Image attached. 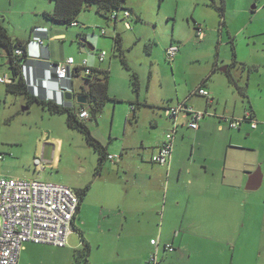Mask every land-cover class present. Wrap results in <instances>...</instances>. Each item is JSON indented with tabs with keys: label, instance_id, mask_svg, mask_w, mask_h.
Returning <instances> with one entry per match:
<instances>
[{
	"label": "rangeland",
	"instance_id": "374dc122",
	"mask_svg": "<svg viewBox=\"0 0 264 264\" xmlns=\"http://www.w3.org/2000/svg\"><path fill=\"white\" fill-rule=\"evenodd\" d=\"M209 3L210 0H125L124 7L132 5L140 16L139 20L130 19L129 28L123 20L118 22L123 55L129 66L126 68L121 56L113 52L115 29L95 12L94 6L80 12L77 25H65L52 23L45 15L53 10L54 0H0V23L12 37L28 40L34 27L43 26L49 35L62 34L45 40V46L51 47L56 57L65 60L70 55L75 64L85 59L87 67L108 70V91L115 99L108 100L95 119L87 120V125L92 136L107 146L108 153L121 157L119 162L105 160L100 169L99 153L84 134L67 125L65 113H52L35 102L27 105L24 95L9 93L5 84L0 83V176L39 179L75 191L85 189L67 244L60 247L26 243L21 264H117L113 253H148L147 242L115 234L134 207L147 213L144 216L139 212L137 218L149 217V230L164 228L169 235L179 231L186 206L184 187L179 191L172 187L176 184L172 181L168 191H147V179L139 178L161 168L147 160L148 150L140 146V140L156 136L160 121H168L163 107L169 98L175 101L177 95L186 97L195 88L189 86L196 80L197 60L207 49L206 43L217 38L220 25L217 9ZM243 6L251 17L250 27L264 29V0H225L226 26L233 30L244 22ZM195 23L209 34L204 45L194 35ZM100 28L106 29V35L100 33ZM224 36L228 38L226 32ZM241 37L239 34V40ZM170 44L178 46L173 61L166 57ZM102 50L106 55L100 62L98 53ZM261 70L264 80V68ZM4 72L11 74V67L7 59L0 57V75ZM133 73L139 82L137 90L133 88ZM220 77L226 81L224 76ZM84 78L81 68L73 78V90L86 87ZM72 95L74 101L77 93ZM137 98L140 104L132 116L130 103L135 104ZM150 118L158 120V128L151 125ZM240 128L246 131L234 128L237 139L228 149L234 162L233 168L229 163L228 170L259 168L264 173V123L251 129L248 122H243ZM184 130L185 137H193L192 130ZM44 145L50 146L49 156L41 152ZM247 193L245 201L251 209L242 235H181L182 246L177 237L176 249L166 252L168 256L181 248L180 253H191L181 256L182 264H197L201 258L210 257L198 253L233 252L244 253L242 262L264 264V184ZM168 240L170 243L171 238ZM210 259L215 260L214 256Z\"/></svg>",
	"mask_w": 264,
	"mask_h": 264
},
{
	"label": "crops",
	"instance_id": "0c3cea01",
	"mask_svg": "<svg viewBox=\"0 0 264 264\" xmlns=\"http://www.w3.org/2000/svg\"><path fill=\"white\" fill-rule=\"evenodd\" d=\"M209 4L214 8L223 4L224 11L223 17L219 15L220 25L218 28V36L210 40L208 45L206 42L209 39V34L203 30L201 25L197 23L194 25L195 37L201 40L203 45L206 43L207 46V49L201 53L202 55L197 60L196 80L189 86V88L194 86L195 88L190 92L188 91L189 93L186 97L181 98L177 95L175 101L171 100L172 97L169 98V102L163 107L185 103V105L192 109L206 111L208 114L199 120L196 129H190L186 125L189 115L184 111L179 112L175 119H168L167 122L160 119V127L157 119L150 118L152 121L151 125L155 128L159 127L160 132H157L153 138L140 140V146L148 150L149 157L147 160L151 162L149 159L151 153L163 141L165 133L172 129L174 122L176 123L169 167L159 165L161 170L149 172L139 179H147L145 181V187L148 188L147 191H160L162 188L168 191L172 181L176 183L172 187H176L179 191L184 187L185 192L183 195L186 197V206L185 212L182 215L183 217L179 221L180 229L179 231L174 230L170 232V235L168 230L164 228H160L159 230L150 228L149 230V217L146 216L143 220L137 218L139 212L144 213L145 216L147 214H145V210L143 211L140 207L130 208L129 210L131 211L128 212V217H126L125 222L117 229L118 232L115 234L118 236L125 234L137 237L147 242V248L149 250L147 251L148 253H113V259L114 261L117 260V264H152L149 259L151 253L155 250V246L158 252L155 264H175V261L176 264L178 261L182 264L181 256L184 254L190 256L191 253H180L182 252L181 248L176 253H169V256L166 253L173 252L176 249L174 247V241L177 237L180 238V246H182L183 236L193 232L212 236H220L229 232L233 235H242L248 222L245 218L251 209L250 204L245 201L248 198L247 192L256 190L264 184V173H261V171L259 186L255 189H248L246 188L248 177L254 171L241 170L237 172L233 169L228 170L229 163L232 167V163L234 162L233 155H230L228 151L230 143H234V140L237 139L234 130L246 131V129L240 128L241 125L235 129L231 128L229 126L231 119L241 117L246 110H250L257 120V126L255 128H252L248 122L251 129H257L259 122L264 123V80L261 79V68H264V37L262 39L260 38V35L264 36V29L250 27L251 17L247 15L249 14L248 9L243 6L244 22L231 30L225 23V0H221L220 3L218 0H210ZM125 7L129 9L131 13L130 17L124 18L120 12L116 19L106 20V22H111L109 23L112 24L113 29L118 33L119 30L117 27L119 20H123L125 26L126 21L130 24L131 18H134V20L140 19V16L136 15L132 5ZM196 27L202 29V37L197 36ZM41 28L45 27L41 26ZM223 29H225L228 36L227 39L224 36L225 32ZM239 34H242L241 40L238 38ZM61 36L62 34L56 33L49 35L48 29L46 28L42 31H36L34 28L28 40H23L27 42V52L30 58H28L26 65L29 67L27 72L32 82L36 85H41V87L44 86L45 95L48 97L54 96L59 102L63 100V94L58 91L57 84L49 80L48 69L50 62L63 61L64 59L63 57H56L53 54L52 48L45 46V40ZM36 37L41 39V42L37 40L32 43ZM214 44L216 45L215 48H213ZM0 57L7 59L5 51L0 50ZM67 57L72 56L68 55ZM83 61H85L84 66L87 67L88 60L84 59ZM82 62L75 64L74 61L75 67L83 66ZM227 73L242 89L244 94H241L229 81ZM3 74L11 76L7 72ZM219 74L224 76L226 79L225 82L222 81L221 75ZM75 76H70L68 80L62 81V85L67 86V88L72 87ZM198 86H202L209 91L208 98L194 93V90ZM251 89L256 90L251 93ZM34 90H36V87ZM136 100L139 99L137 98ZM75 103L78 102L76 100L71 101V104ZM149 104L154 105L153 102ZM184 128L192 130V138L184 136V132H186ZM145 143L146 145H144ZM122 150H120V153H123ZM41 152L43 155L49 156L50 146L44 145L41 148ZM108 155L115 154L108 153ZM116 156L113 159L107 157L106 160L119 162L121 157L120 155ZM134 179H136L135 176ZM80 208L81 203L72 220L71 230L74 229L75 218ZM145 224L147 226L142 227ZM192 224L193 229H191ZM208 226H211V229H208ZM155 233H157L156 237ZM169 237L171 238L170 244L173 246L172 251L165 249V244L168 243ZM151 239H156L157 245L151 244ZM89 242L91 244L90 240ZM25 245L18 255L17 264H21L24 254L22 251L25 249ZM198 254L209 255L210 257L214 256L215 260L210 259V257L201 258L197 264H248L249 262L245 263L240 260L244 253L205 252ZM105 255L107 254L102 253V256Z\"/></svg>",
	"mask_w": 264,
	"mask_h": 264
},
{
	"label": "built area",
	"instance_id": "2783aa9c",
	"mask_svg": "<svg viewBox=\"0 0 264 264\" xmlns=\"http://www.w3.org/2000/svg\"><path fill=\"white\" fill-rule=\"evenodd\" d=\"M124 18L130 17L129 10H115L111 13V19H116L119 13ZM76 25V22L72 23ZM127 28L131 27L129 22H125ZM45 30V28H35ZM197 36L202 37V29L196 27ZM100 33L105 35V28H100ZM41 39L36 37L32 43ZM178 51V46L170 44L166 49V57L172 60ZM22 50L17 48L14 54H20ZM6 58L8 57L5 52ZM105 51L98 53V59L102 61ZM30 58L27 52V59ZM85 65V61L82 62ZM75 67L74 59L67 57L63 61L49 63V80L57 84L58 91L61 92L62 81L70 78V72ZM26 63L22 65V71L30 84H33ZM11 78L7 74L0 75L1 83H8ZM194 93L208 98L209 91L202 86H198ZM184 111L189 115L186 125L192 129L198 127L199 120L206 114V111L195 110L178 103L165 107L163 114L168 119H175L177 114ZM79 116L88 117V111L81 109ZM249 122L252 128L257 126V120L250 110H246L241 117L231 119L229 126L237 128L243 122ZM176 131V123L172 129L165 133L163 141L150 155V161L154 164L169 167L172 157L173 136ZM109 159L116 158V155H108ZM78 196L69 186L46 182L39 179H23L15 177L0 176V264H17L20 251L26 243H46L54 246H65L71 232L72 220L77 212ZM151 244L157 245L156 239L150 240ZM165 249L173 250L170 243L165 244ZM157 249L150 255L149 261L155 264L157 261Z\"/></svg>",
	"mask_w": 264,
	"mask_h": 264
},
{
	"label": "trees",
	"instance_id": "16d2710c",
	"mask_svg": "<svg viewBox=\"0 0 264 264\" xmlns=\"http://www.w3.org/2000/svg\"><path fill=\"white\" fill-rule=\"evenodd\" d=\"M125 0H54V8L51 12L46 13V17L52 23L73 25V22H77V17L80 12L90 6L95 7V12L105 20L111 19V13L115 10H129L124 7ZM221 17H223L224 7L223 4L215 7ZM36 28V27H34ZM33 28V30H34ZM113 40V52L121 56V61L126 68H129L122 48V39L118 32L112 37ZM21 49L22 53L14 54L15 49ZM0 50L7 53V61L11 67V81L5 84V90L13 94H22L26 97L27 105L35 102L44 108H47L52 113H65L66 123L69 127L78 130L84 134L87 142L93 146V148L99 153L100 169L103 162L107 159L108 152L106 146L101 144L96 138H94L87 125V120L95 119L100 113L104 104L110 100L115 99L109 95L108 91V70H102L92 67H74L70 72L71 76L79 74L81 68L85 71L84 81L86 87H82L80 90H73V86L70 87L73 93L80 94L86 98V103L71 104V100H66L63 96L61 102L57 101L54 97H48L44 93V88L41 85L35 83L30 84L25 78L22 71V65L27 62V42L18 38L12 37L7 29L0 23ZM229 81L241 94H244L242 89L237 85L233 78L227 73ZM133 88L135 90L139 87V82L135 73H133ZM36 87V90H34ZM140 104L139 100L130 103V110L132 116L136 115V110ZM86 109L88 111V117L82 118L79 116V111ZM100 171V170H99ZM99 173V172H98ZM75 191V190H74ZM78 196V207L83 200L85 189L75 191ZM73 224V222H72Z\"/></svg>",
	"mask_w": 264,
	"mask_h": 264
},
{
	"label": "water",
	"instance_id": "95a60500",
	"mask_svg": "<svg viewBox=\"0 0 264 264\" xmlns=\"http://www.w3.org/2000/svg\"><path fill=\"white\" fill-rule=\"evenodd\" d=\"M82 47L84 49V45H82ZM7 63H9V62L7 61ZM61 92H62V94H63V96H64V98L66 100H72L73 95H72L71 88L62 87L61 88ZM74 98H75L76 102H78V103H82V104L86 103V98L84 96L80 95V94L79 95H75ZM260 179H261L260 169L258 168L253 173H251L249 175L248 181H247V184H246V188H248V189L257 188L259 186V184H260Z\"/></svg>",
	"mask_w": 264,
	"mask_h": 264
},
{
	"label": "clouds",
	"instance_id": "9594fccd",
	"mask_svg": "<svg viewBox=\"0 0 264 264\" xmlns=\"http://www.w3.org/2000/svg\"><path fill=\"white\" fill-rule=\"evenodd\" d=\"M44 89H45V87L44 86H42ZM52 97H54V96H52ZM55 98V97H54Z\"/></svg>",
	"mask_w": 264,
	"mask_h": 264
},
{
	"label": "flooded vegetation",
	"instance_id": "af4514ba",
	"mask_svg": "<svg viewBox=\"0 0 264 264\" xmlns=\"http://www.w3.org/2000/svg\"><path fill=\"white\" fill-rule=\"evenodd\" d=\"M70 88V87H69Z\"/></svg>",
	"mask_w": 264,
	"mask_h": 264
}]
</instances>
